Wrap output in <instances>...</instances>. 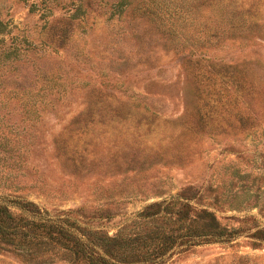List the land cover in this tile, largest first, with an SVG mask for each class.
Segmentation results:
<instances>
[{"label": "rangeland", "instance_id": "374dc122", "mask_svg": "<svg viewBox=\"0 0 264 264\" xmlns=\"http://www.w3.org/2000/svg\"><path fill=\"white\" fill-rule=\"evenodd\" d=\"M0 24V264H93L20 199L113 264H264V0H0Z\"/></svg>", "mask_w": 264, "mask_h": 264}, {"label": "trees", "instance_id": "16d2710c", "mask_svg": "<svg viewBox=\"0 0 264 264\" xmlns=\"http://www.w3.org/2000/svg\"><path fill=\"white\" fill-rule=\"evenodd\" d=\"M15 206L24 214H28V216H31L32 218L29 219L27 217V220L25 222V224L28 226V232H26V236L30 239L31 237L33 239L38 238L41 244L45 240L43 238L44 235L43 233H37V231L41 230L49 233L52 230L57 235L65 237L68 241L73 242V247L75 248L74 252L76 253V255L80 253V255H78V259L81 258L82 260L89 261L93 264H113L103 257H97L98 252L96 251V247L91 245V243L84 242L82 239L80 240L79 237H77L71 230L62 225V221L47 220L46 218H40L39 220H37L36 216H39L38 214H40V210L35 204L20 199L15 202ZM9 208V206L0 202L1 237L7 236L6 231L8 230V224H13V228H17L18 226V223L15 222L13 215L9 213Z\"/></svg>", "mask_w": 264, "mask_h": 264}]
</instances>
